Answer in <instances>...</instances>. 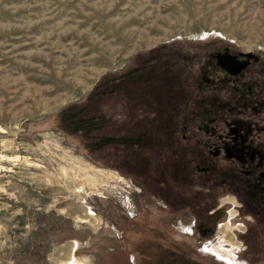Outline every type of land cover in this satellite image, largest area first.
<instances>
[{"label": "rangeland", "instance_id": "obj_1", "mask_svg": "<svg viewBox=\"0 0 264 264\" xmlns=\"http://www.w3.org/2000/svg\"><path fill=\"white\" fill-rule=\"evenodd\" d=\"M177 40L264 52V0H0V264H151L152 248L173 240L207 260L251 264L243 235L250 228L262 246L264 219L232 192L216 187L214 231L204 233L201 179L179 175L172 187L194 188L193 198L170 210L148 187L153 163L135 176L120 171L58 115L108 73L135 65V78L162 83L152 66L179 68ZM212 97L189 99L197 113ZM179 140L181 161H198L194 138Z\"/></svg>", "mask_w": 264, "mask_h": 264}, {"label": "trees", "instance_id": "obj_2", "mask_svg": "<svg viewBox=\"0 0 264 264\" xmlns=\"http://www.w3.org/2000/svg\"><path fill=\"white\" fill-rule=\"evenodd\" d=\"M133 71L131 68L129 71L105 75L86 101L71 103L58 113L62 127H69L70 133L80 135L83 145L91 155L105 160L104 162L122 172L135 176L137 171H145L147 165L153 163L154 176L147 180L148 187L163 197L170 210L180 204L185 205L187 199L193 198L192 186L190 192L174 190L178 183L176 181L180 180L179 175L192 183L200 182L198 178L201 179L205 189L195 190L201 194L200 198H207L204 200L205 206L199 207L210 220L199 223L202 224L204 233H211L214 231L213 217L217 216L218 210L209 214L208 209L215 205L219 192L214 186L215 183L202 176L204 172L199 168L202 166H198V159L196 161L188 158L184 163L180 158L184 157L183 153L181 155L178 152L183 146L179 140L182 138L183 120L188 119L187 114L178 109L184 97L179 95L173 84L165 86L154 80H149L148 83L146 79L142 81L135 78ZM120 103L125 106H121L119 110L116 105ZM178 124H181L180 128ZM189 148L197 151L195 143L189 144ZM203 165L210 171V175L216 166H220L217 161ZM147 177L149 175L145 179ZM189 204L194 210L199 209L196 202ZM245 211L247 209H243ZM261 212L253 213L257 220H260V216L261 220L264 219V210ZM250 230L248 228L243 235L247 243V259L251 264H264V242L262 246L258 245L259 240L251 236ZM257 230L259 227L255 231L258 233ZM253 240L256 241L252 242ZM188 244H180L176 240L171 243H157L159 248H152L150 253L151 264H221L217 260H207L200 256L198 250Z\"/></svg>", "mask_w": 264, "mask_h": 264}, {"label": "flooded vegetation", "instance_id": "obj_3", "mask_svg": "<svg viewBox=\"0 0 264 264\" xmlns=\"http://www.w3.org/2000/svg\"><path fill=\"white\" fill-rule=\"evenodd\" d=\"M173 44L178 50L185 48L178 52L179 68L168 61L162 69L157 70L158 65L152 69L166 74L162 84H174L184 97L181 110L189 120H183L182 138L185 142L194 138L202 176L218 189L232 192L242 201L241 210L247 209L256 217L253 213L264 210V52L244 51L228 44L204 43L203 48L189 41ZM218 53H230L234 60L220 64ZM133 70L138 73L135 65ZM203 94L213 97L196 113L190 99ZM216 159L220 166L210 175L203 164L216 163Z\"/></svg>", "mask_w": 264, "mask_h": 264}, {"label": "water", "instance_id": "obj_4", "mask_svg": "<svg viewBox=\"0 0 264 264\" xmlns=\"http://www.w3.org/2000/svg\"><path fill=\"white\" fill-rule=\"evenodd\" d=\"M218 63L220 64H227L234 60V57L230 53H218L217 54Z\"/></svg>", "mask_w": 264, "mask_h": 264}, {"label": "bare ground", "instance_id": "obj_5", "mask_svg": "<svg viewBox=\"0 0 264 264\" xmlns=\"http://www.w3.org/2000/svg\"><path fill=\"white\" fill-rule=\"evenodd\" d=\"M29 161H30V160H29ZM111 173H112V172H111ZM114 174L116 175V174H118V173L115 172ZM225 228L230 229V228H231L230 223L227 222L226 225H225ZM225 239H226V238H225ZM232 251H234V250H232Z\"/></svg>", "mask_w": 264, "mask_h": 264}]
</instances>
